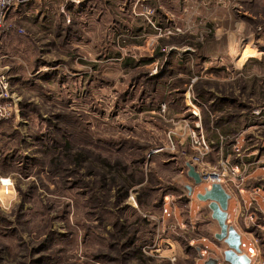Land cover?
<instances>
[{"label":"rangeland","instance_id":"1","mask_svg":"<svg viewBox=\"0 0 264 264\" xmlns=\"http://www.w3.org/2000/svg\"><path fill=\"white\" fill-rule=\"evenodd\" d=\"M81 2L80 11L60 12L63 4ZM139 2L38 0L28 17L8 18L0 58L17 110L0 127V264L222 260L207 216L191 228L189 216L164 213L160 201L164 190L179 197L193 185L187 173L192 127L201 118L213 135L209 130L223 114L198 99L193 83L203 80L215 101L264 106V0H151L149 18L139 17ZM121 22L144 36L119 35ZM175 34L183 37L169 39ZM141 59L140 66L131 63ZM194 98L203 105L200 117L190 110ZM245 129L256 132L251 124ZM236 132L224 141L231 160ZM116 164L120 171H111ZM261 175L263 169L252 178ZM169 196L165 207L172 211ZM248 201L233 218L259 237L256 264H264V198ZM235 204L232 197L230 208ZM191 205L207 202L195 190Z\"/></svg>","mask_w":264,"mask_h":264},{"label":"built area","instance_id":"2","mask_svg":"<svg viewBox=\"0 0 264 264\" xmlns=\"http://www.w3.org/2000/svg\"><path fill=\"white\" fill-rule=\"evenodd\" d=\"M38 0H0V41L5 31L7 30V21L8 16L12 10H16L20 7L33 4ZM138 8L136 12L140 16H145L149 18L154 9L151 6V0H139ZM22 31V30H21ZM25 31L23 30L22 33ZM195 99V98H194ZM197 99L193 100L190 104L191 112L200 117V112L203 106ZM201 108V109H200ZM17 110V99L16 96L11 92L10 87V75L6 70V67L3 66L2 60L0 58V122H8L11 120L14 111ZM264 122V106L257 107L253 110V118L250 121V124L253 125L256 122ZM191 143L187 148V157L189 159L188 168L190 165H194L198 172L201 175V178L204 183V189H210L213 183H221L226 190L231 194V197H237L241 199L242 192L246 190V184L248 179L251 176V173L254 169L259 168L261 165V160L264 157L260 156L258 158H253L252 160H246L243 162L242 170H237L234 166L231 165L229 160L221 158L218 163L211 164L208 161V158L213 151V142L209 141L206 137L201 118L195 126L191 129ZM247 129H244V132H247ZM188 171V170H187ZM188 173V172H187ZM190 177V176H189ZM193 180V185H194ZM204 189L195 188L198 192H203ZM194 190V191H195ZM253 196H262L264 198V191L260 193L262 188H253ZM260 195H257V194ZM190 201L193 194L190 193ZM171 199H175L174 196H169ZM256 200V199H254ZM166 201L164 203V213H170V211L165 207ZM236 209H233L234 212ZM236 220V219H235ZM227 221L229 225H233L234 218L231 211H229L227 216ZM237 222V220H236ZM238 223V222H237ZM234 226V225H233ZM249 227H245V232L251 236L249 244L242 242V250L247 249V255L250 257L252 264L253 262H259V237H255L253 233H250ZM154 245V244H153ZM204 257V255H202Z\"/></svg>","mask_w":264,"mask_h":264},{"label":"crops","instance_id":"3","mask_svg":"<svg viewBox=\"0 0 264 264\" xmlns=\"http://www.w3.org/2000/svg\"><path fill=\"white\" fill-rule=\"evenodd\" d=\"M72 1H75V0H72ZM34 4L35 3L20 7L18 9H16V10H12V12L9 14L8 18H11L13 15H15V17L16 16H18V17H28L29 13H30V8ZM84 4H83V2L79 3V5L81 7ZM72 7H76V6H73L72 3H70L69 5L63 4V7L60 8V12L62 13V11H64L67 14V12ZM3 39L5 41L6 36H4V37L2 36L0 44L3 42ZM242 114L243 113H241L239 115V117L231 118L232 119V124H233L232 126H234L237 123L241 124V126L237 129L238 131L237 130H231V132H232L231 134H233L234 131L235 132L237 131L236 132V136L238 138L236 141H230V145H232L234 147L232 149L231 153H233V154L236 153V155H235L236 159H234V160H231V158H230L231 155L228 156V154H225L230 149H229V146H227L228 143L227 142L225 143L224 141H228V140H225V139H227L228 136L230 137L231 134L230 135L220 134V138H221L220 139V143L217 144V143H215V141H213V140H211V139H209L207 137V132H206V130L204 128V132H205L206 137L209 139V141L213 142V147H214L213 151L216 150V152L214 153V160H215L214 163L215 164L218 163V161L221 158H225L226 160H229L231 165L234 166L237 170H242V168H243L242 165H243V162L245 161V158L251 157V156H258V157H260V156L262 157L263 156L264 157V137H263L264 135H262V133H264V122H258L257 121L255 124L251 125L252 128L255 129L256 132L255 131H254L255 133L253 132L255 135L254 134L248 135L249 132L248 131L244 132V129L247 126H249L250 121H251L250 120V118H251L250 116L252 114H250L249 116H243ZM220 115H222V114H220ZM213 129H214V126H213ZM253 135L255 137H253ZM247 140H249V141H247ZM248 143H250L251 145H247ZM245 145H247L248 147L244 148ZM211 156H212V153H211ZM246 160H252V159H248L247 158ZM260 169L264 170V167L263 168L261 167V168L254 169L252 171L251 176H250L249 179H257L255 176H253V178H252V175L256 171L258 172ZM189 178H191V177H189ZM259 179H264V175H261V177ZM253 188H262L263 190H261L260 193H263V191H264V186H258V185H255V184H251L250 187H248V188L246 187V190L244 192H242L241 199L232 196L235 199V202H236L234 207L230 208V211L232 212V214H234V212L232 210L236 209L237 210V215H235V216H238L240 214L242 215L245 212L248 203H250L248 201V199L249 198L256 199L253 196V194H254V192H252V191H254ZM257 195H260V194L258 193ZM257 197H259V196H257ZM170 203L172 204V207H173L172 211L169 210L172 213L171 216H187L186 214L183 213L184 210L180 206H179L180 213L177 212V209H176L175 206L178 203H177V201L175 199H171ZM191 203H192V199H191V201L189 203L190 212H191L192 216L194 217L192 221L198 220L200 216H207V219L203 220V222L205 224H207V225H205V227H208L209 230L213 231V234L216 237V234L220 231V227H219L218 222L215 219H213V217H212V210L209 207V204H207L205 207H202V206L199 205V207L193 208ZM164 216H166V215H164ZM196 225H197V223H196V221H194V223L191 224V228L196 227ZM233 225L235 226V228L240 233V235L242 237V242H246L247 244H249L251 236L245 232V228L244 227L243 228L240 227L235 219H234ZM218 240H219V242H217V244L220 245L223 248L222 261H224V253L227 250H229V247H228V245L226 244V242L224 240H220V239H218ZM193 243H194V241H191V245H193ZM194 247L199 252V256L200 257H201V253H202V255H204V258H206V253H205L206 250L204 251V249H202L201 245L198 244L197 246L195 245ZM244 251H245L244 253H246L247 249H244ZM246 254H248V253H246ZM217 259L220 260L218 257H217ZM254 263L255 262H253V264ZM134 264H137V263H134ZM142 264H146V262H143ZM197 264H201V262H198ZM222 264H233V263L230 262V261L229 262H225L224 261ZM251 264H252V261H251Z\"/></svg>","mask_w":264,"mask_h":264},{"label":"trees","instance_id":"4","mask_svg":"<svg viewBox=\"0 0 264 264\" xmlns=\"http://www.w3.org/2000/svg\"><path fill=\"white\" fill-rule=\"evenodd\" d=\"M123 12H124L125 20H128V19L131 18L129 16V14L126 13L124 10H123ZM135 17H137V16H135ZM139 17H141V16H139ZM140 19H142L144 22L147 21L143 17L140 18ZM163 19H165V17ZM121 27H123L121 30H118L117 29V30H115V32L116 33H119V35H125L129 39L142 38L144 36V33H145L144 30H142L140 27H137V29H136V27L134 29L128 28L127 27V24H125L123 22H121ZM110 29L111 28H108V30H110ZM177 37L180 38V37H183V36L180 35V34H175V35H172L171 37H169V39H175ZM159 41L162 43V42H165V39L162 38ZM122 46H125V44L122 43ZM108 47H110V46H108ZM105 49H106V51H108L110 53V50L108 48H105ZM110 56L111 55H109L108 57H110ZM141 61H142V59L139 60V61L138 60H136V61L135 60H131V63H133L134 67H137V66H140L141 65ZM146 61L148 63H150V62L154 61V59H147ZM181 67H183V66H181ZM185 71L188 73V75H190V77L193 76L192 75L193 74V70L191 71L189 69H186ZM189 82H190V80H189ZM150 83H152L151 85H152V90L153 91L158 90V87H159V85H158L159 81L158 80H154L153 82H150ZM204 85H205L204 81L203 80H199V79L197 80V82H195V83L192 84V86L194 87V91H195L198 99L201 102L205 103V105H208L210 103V101H212L210 103L211 105H209V106L212 107L213 111L215 113H217V112H219V110H221L222 113H223L222 115L218 116V118L214 121V125L213 126H214L215 129H213V127H212V129L209 130V131H211L213 133V135H207V137L209 139H211V140L215 141V143L219 144L220 143V139H221L219 132H221L222 134H225V135H230L232 133L231 130H237L241 126L240 123H237L234 126H232L233 124H232V119L231 118L239 117V115H236L235 116V115L230 114L231 109H234L235 111H237L239 108H241V107H247L248 105L246 103H244L243 101H240L239 98H238V100H239L238 103H236V100L231 99V98H226V97L225 98H218V100L215 101L212 98L213 97L212 91L206 89L204 87ZM253 90L254 91L256 90V86H253ZM176 91L178 92L179 90H176ZM184 91H185V89H184ZM184 91H182V92H184ZM250 101L253 102V99L250 100ZM248 104L251 107H247V109H248L247 111L248 112L246 111L242 115L243 116H249L250 114H252L250 116L251 117L250 120H252L254 107H253V105L251 103H248ZM1 124H4V123L3 122H0V127L2 126ZM229 139H230V137L228 136L227 139H225V140H229ZM211 153H213V152H211ZM210 156H211V154H210ZM257 157L258 156H251V157H247V158L248 159H253V158L255 159ZM109 169H111V171L113 169L114 172H115V170H116V172H119L120 171L119 165H117V164L116 165H112L111 167L109 166ZM251 184H255V185H258V186H264V179H249L247 181L246 187L247 188L250 187ZM170 189L174 190L173 188H170ZM176 191H179V189L176 190ZM189 191H190L189 188H187L186 193L185 192L180 193V191H179L178 194H180L181 196L175 197V199H176L178 205L180 207H183L182 209L184 210V212L186 213V215L187 216L190 215L189 218H188V220H189V222H192V220H193L194 217L192 216V214L190 212V207H189V203H190V194H189ZM169 194H171V193L166 192V190L163 191V194L161 196V201H160V204L162 206L164 205V203L166 201V197L169 196ZM179 201L183 205H181ZM250 229H252V228H250ZM263 231H264V229H263ZM263 235H264V232H260V236L263 237ZM262 245H263V242H262Z\"/></svg>","mask_w":264,"mask_h":264},{"label":"water","instance_id":"5","mask_svg":"<svg viewBox=\"0 0 264 264\" xmlns=\"http://www.w3.org/2000/svg\"><path fill=\"white\" fill-rule=\"evenodd\" d=\"M188 175L195 183L192 186H188L190 193L193 194L195 188H199L202 185L203 180L194 165L189 166ZM198 198L209 204L212 210V217L218 222L220 227V231L216 234V237L224 240L229 247V250L224 253V261H230L233 264H251L250 257L242 250V237L240 233L235 226L229 225L227 221L230 211L229 201L232 198L231 194L221 183H213L210 189L198 192ZM204 264H222V260L209 258Z\"/></svg>","mask_w":264,"mask_h":264},{"label":"bare ground","instance_id":"6","mask_svg":"<svg viewBox=\"0 0 264 264\" xmlns=\"http://www.w3.org/2000/svg\"><path fill=\"white\" fill-rule=\"evenodd\" d=\"M73 6H76V7H74V9H76L77 11L82 10V7L79 4H73ZM245 55L250 56L251 54H245ZM3 182H4V184H9V180L6 178L3 179Z\"/></svg>","mask_w":264,"mask_h":264}]
</instances>
